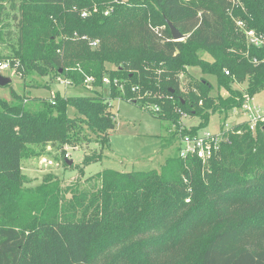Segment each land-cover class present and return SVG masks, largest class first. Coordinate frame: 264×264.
Returning a JSON list of instances; mask_svg holds the SVG:
<instances>
[{
  "label": "trees",
  "instance_id": "16d2710c",
  "mask_svg": "<svg viewBox=\"0 0 264 264\" xmlns=\"http://www.w3.org/2000/svg\"><path fill=\"white\" fill-rule=\"evenodd\" d=\"M16 1L0 0V9ZM243 4L231 16L228 0H20L16 48L0 63H20L18 75L32 81L27 88L43 87L36 78L48 77L92 91L109 78V99L97 92L0 95V264H264L261 124L255 133L247 122L233 126L207 162L183 160L177 151L160 171L104 170L86 180L88 187L78 179L63 188L50 174L24 188L22 168L24 159L50 155L48 148L57 150L55 160L68 161L67 146L94 140L98 152L65 165L83 177L109 147L116 118L110 100L135 91L143 98L137 103L156 105L155 115L172 124L169 145L178 142L181 116L199 119L194 132L216 113L226 123L245 94L264 91V45L250 46L236 25L264 35V0ZM168 21L184 41L173 40ZM192 67L215 77L227 96L212 97L206 78L181 88L180 74ZM243 83L245 91L235 88ZM70 107L78 116H68Z\"/></svg>",
  "mask_w": 264,
  "mask_h": 264
},
{
  "label": "rangeland",
  "instance_id": "374dc122",
  "mask_svg": "<svg viewBox=\"0 0 264 264\" xmlns=\"http://www.w3.org/2000/svg\"><path fill=\"white\" fill-rule=\"evenodd\" d=\"M126 1V0H125ZM19 5L20 0L15 3H5L0 9V55H3L6 59L13 55V47L16 48V44L19 37ZM208 58V56H205ZM106 66L109 69L116 68L115 65L107 63ZM154 80L160 74L159 69L153 72ZM182 74V75H181ZM180 74L181 88L188 89L193 79L201 80L206 78L213 86L211 92L212 97L227 96V92L220 89L215 77L204 76L198 68H187L186 73ZM1 75L11 79L10 88H0V95L6 99L11 98V89L16 94L28 95L30 98L41 97L51 98L56 93L62 96H94V93H100L105 98L109 99V88L105 85L103 88H93L92 91L83 87H73L70 82L62 79L52 82L47 78H36L39 83L42 84L41 88H27L26 86L32 84V81L24 80L22 75H18L15 70H10L2 73ZM152 75H150L151 78ZM45 84L48 87H45ZM247 83H243L241 86H235L244 90L247 88ZM124 93V92H123ZM136 96L110 100L114 106L113 111L116 114L115 128L109 132V147L103 152V159L96 163L90 164L85 168V175L82 177L79 171L76 169L65 167L69 161H72L74 166L82 164L87 150L91 153L99 151V144L90 142L84 144V147L67 146L65 153L69 154L68 161L63 159L60 155V160H55L57 150L50 149V155H44L48 159L53 161V165L45 166L40 162L41 157L36 155L29 159L22 161L23 174L28 178V182L24 184V188H35L40 185L47 175H53L60 182L63 188L74 184L78 179L81 180L83 185L88 187L86 180L104 170H113L118 173H133V172H151L160 171L162 166L177 155L179 152V142L175 141L174 144L169 145L171 141L170 130L172 124L169 121H163L155 114L159 112V108L156 105L151 104L148 109L142 107V102L137 103L136 98H143L139 96V92L135 91ZM138 94V95H137ZM97 96V94H96ZM27 97V96H26ZM249 105L254 108L257 113H264V91L256 95ZM68 116L74 118L78 116V113L74 107L68 108ZM226 115L216 113L211 116L210 123L203 130H207L213 133H218L225 123ZM248 119V116L243 111L237 113H228V119L225 124L230 127L240 122H244ZM181 129H191L199 124V119L192 116H181ZM202 130V129H201ZM88 133V132H87ZM89 134V133H88ZM91 140V141H92ZM168 145L163 150V146ZM163 150V151H162ZM70 167V166H69ZM70 197V195H68Z\"/></svg>",
  "mask_w": 264,
  "mask_h": 264
},
{
  "label": "built area",
  "instance_id": "2783aa9c",
  "mask_svg": "<svg viewBox=\"0 0 264 264\" xmlns=\"http://www.w3.org/2000/svg\"><path fill=\"white\" fill-rule=\"evenodd\" d=\"M115 1L118 2L119 0H115ZM228 4H229L228 13L231 16L234 15V11L236 9H239V8H241L242 10L245 9L243 0H228ZM112 11H113V8H110V10H108L105 13V15H108ZM82 16L83 17L87 16V12H84ZM236 25L239 28V30L245 35L247 43L250 46H255L257 48H260L264 45V35L258 34L255 30L247 29L246 25L242 21H236ZM82 39L86 40L87 38L83 37ZM89 44L92 47H96L98 42L93 41V42H90ZM19 68H20V63L18 62H16L15 65L12 66L11 61H3L0 63V74L6 71H10V70H15L17 72ZM226 75L229 76L230 73L226 71ZM57 80H60V79H57ZM92 81L93 79L89 78L86 82L90 83ZM103 82L105 85L108 86L110 84V79L105 78ZM254 97H251L248 94H245L246 100L244 102L242 109L240 110L235 109L232 111V113L243 111L248 116V119L244 122L248 123L249 130L252 133L256 132L260 124L264 128V113L263 114L257 113L254 110V108H252L249 105V103L253 100ZM232 127L233 126L230 127L228 124L224 123V127L218 133H213V132L203 130V129L197 132H194L193 128H191L187 130V133L183 134V131L187 128L181 130V134L178 137V142L180 145L179 152H178L179 157L183 160L196 158L203 162H207L208 160L212 159L213 156L216 155L220 151L221 145L227 141V138L225 135ZM69 157H70L69 154L65 155V159H68ZM40 162L45 166H51L54 164L53 161L48 159V157L46 156L41 157Z\"/></svg>",
  "mask_w": 264,
  "mask_h": 264
},
{
  "label": "water",
  "instance_id": "95a60500",
  "mask_svg": "<svg viewBox=\"0 0 264 264\" xmlns=\"http://www.w3.org/2000/svg\"><path fill=\"white\" fill-rule=\"evenodd\" d=\"M167 24L171 30V34L174 41H184L187 38V36L182 34L171 22L168 21ZM10 84H11L10 78L0 75V87H6ZM72 164H73L72 161L68 162L69 166Z\"/></svg>",
  "mask_w": 264,
  "mask_h": 264
}]
</instances>
